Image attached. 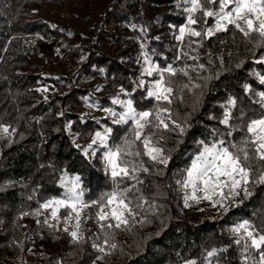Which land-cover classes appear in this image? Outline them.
Wrapping results in <instances>:
<instances>
[{
	"label": "trees",
	"instance_id": "trees-1",
	"mask_svg": "<svg viewBox=\"0 0 264 264\" xmlns=\"http://www.w3.org/2000/svg\"><path fill=\"white\" fill-rule=\"evenodd\" d=\"M190 7L189 0H0V264H261L264 244L256 248L244 230L233 229L247 220L257 239L264 236V183L257 182L264 162L249 161L247 196L237 189L239 195L196 219L188 213L184 184L204 145L242 146L241 112L251 118L264 112L258 95L264 92V37L231 25L206 37L214 18L196 11L190 27L202 35L186 29L180 39ZM148 61L175 69V75L164 73L173 88L170 104L147 95L159 79L144 72ZM115 99L132 100L137 112L169 110L171 120L161 117L168 129H145L166 164L144 155L135 141L131 150L140 156L124 160L137 168L136 178L111 177L107 148L134 141L131 120L113 122L127 110ZM226 112L229 125L221 123ZM109 128L107 148L92 144L96 132ZM76 177L81 202L89 205L79 211V229L77 213L60 208L53 218L52 209L42 207L63 199L61 181L70 185ZM133 185L148 203L127 226L107 227L115 221L99 220L101 198Z\"/></svg>",
	"mask_w": 264,
	"mask_h": 264
},
{
	"label": "snow or ice",
	"instance_id": "snow-or-ice-1",
	"mask_svg": "<svg viewBox=\"0 0 264 264\" xmlns=\"http://www.w3.org/2000/svg\"><path fill=\"white\" fill-rule=\"evenodd\" d=\"M208 4L215 5L218 10H208L203 7L201 0H189L191 7L188 9L190 15L188 16V24L180 29V39H183L186 29L190 35L201 36V32L191 29V25L197 23L192 18L191 13L200 11L204 17H212L215 21V27L207 28L203 35L210 37L216 32L227 31L228 26L231 25L235 29L239 30L243 35L248 36L251 33H258L261 37H264V0H206ZM147 59V58H146ZM149 67L144 69V72L151 76L153 72H156L159 76L148 91L149 97L155 98L156 101H163L167 103L172 102L173 88L165 81L164 73H170L175 75V69L170 65L165 69H159L151 65L148 61ZM203 67V65H200ZM261 82L264 83V77H261ZM250 91L251 89H246ZM261 100V107L264 108V92L258 94ZM114 104L123 105L127 110L119 114V119L114 120V123H127L131 120L134 124V141H125L122 146L114 148H107L108 137L111 134V129H106L104 133L96 132L95 139L92 144H96L97 141L107 148V151L103 155V160L107 165V170L110 172L111 177H128L135 179V173L137 172L136 167L129 168L125 164V157L140 156V151H132V143L140 141L144 155L148 156L153 161L166 164L167 159L163 157V149L158 147V141L153 142V136L151 134H145V129L155 126L156 128L168 129L169 124L162 119V116H166L171 120V113L167 108H160L156 112L152 111H140L137 112L133 107L132 100H120L115 99ZM229 105L235 106L236 101L230 99ZM116 116V113H111ZM232 119L231 112H226L221 123L229 125ZM239 119L244 120V131L247 136L242 140L241 145L230 144L229 147L224 146V141L221 140L218 143H213L211 146L204 145L203 151L195 158L191 167L187 169V180L184 187H191L192 193L188 199H197V190L202 191L205 195L204 199H212L211 194H219L223 196V190L227 188L229 193L233 196L239 195L243 191L247 196V184L249 182L252 168L250 167L249 161L252 159H258L264 162V112L259 114L258 118L248 117L247 114L241 112ZM155 122V123H154ZM175 124V121H172ZM180 132L184 131L183 127L176 125ZM5 132L8 130L5 128ZM203 144V142H201ZM92 145H89L91 148ZM251 153V155H250ZM87 155V150H85ZM147 172V168L141 169ZM139 183V181H137ZM257 182L264 183V172H262ZM61 184L66 188L65 196L63 199L49 200L42 205L44 209H52L51 215L53 218H58V211L60 208L70 209L72 212L77 213L76 228L79 229V211L84 205L81 202L83 191L80 190L79 177H76L71 181L70 185L67 180H62ZM106 202L101 205L98 218L101 221L109 220L110 218L115 221L114 224H108L107 227L120 228L121 226H127L131 217L136 215L138 209L148 202L144 200L141 195H138V190L135 186L125 187L123 189L118 188L110 193L104 194L101 198ZM187 203V200L185 201ZM100 203L94 201L93 204ZM108 208V211H105ZM71 217H69L70 219ZM47 223V221H45ZM103 227V225H102ZM252 225L249 221L238 224L233 231L240 233L244 230L247 237L251 239L252 246L260 248L264 244V236H260L257 239L254 236L253 231L249 229ZM67 230V229H66ZM70 235L74 239H80L77 231H72ZM108 243L107 240L104 241ZM237 244L240 240L236 241ZM111 247L115 248L116 245L112 244ZM103 251V248L100 249ZM209 257L216 255L215 251L207 253ZM189 264H195V261L189 262ZM261 264H264V255L261 256Z\"/></svg>",
	"mask_w": 264,
	"mask_h": 264
},
{
	"label": "rangeland",
	"instance_id": "rangeland-1",
	"mask_svg": "<svg viewBox=\"0 0 264 264\" xmlns=\"http://www.w3.org/2000/svg\"><path fill=\"white\" fill-rule=\"evenodd\" d=\"M192 14V13H191ZM131 49H133V45H129ZM117 47H114L116 49ZM59 70H62L63 64H59L57 66ZM187 180V177H186ZM187 190L189 191V196H191L192 189L191 187H187ZM223 196L219 194H211L212 199H204L202 198L205 194L202 191L197 190L196 192V197L197 199H189V204H188V213L193 217V218H198L199 216H202L206 213L213 212L214 210L218 209V203L221 202L225 197L233 196L229 193V190L225 188L223 190ZM236 196V195H235Z\"/></svg>",
	"mask_w": 264,
	"mask_h": 264
}]
</instances>
